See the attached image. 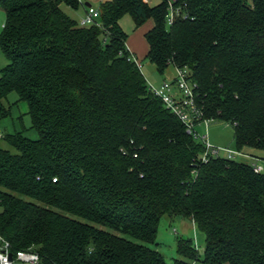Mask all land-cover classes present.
<instances>
[{
  "label": "trees",
  "instance_id": "trees-1",
  "mask_svg": "<svg viewBox=\"0 0 264 264\" xmlns=\"http://www.w3.org/2000/svg\"><path fill=\"white\" fill-rule=\"evenodd\" d=\"M108 0L97 24L60 4L0 0V119L14 92L38 133L1 135L0 238L39 264H167L160 218L182 216L204 234L176 237L173 264H264V172L211 157L148 89L119 20H147L146 58L163 73L187 67L204 116L230 123L235 148L264 159V0ZM136 155V156H134Z\"/></svg>",
  "mask_w": 264,
  "mask_h": 264
},
{
  "label": "rangeland",
  "instance_id": "rangeland-1",
  "mask_svg": "<svg viewBox=\"0 0 264 264\" xmlns=\"http://www.w3.org/2000/svg\"><path fill=\"white\" fill-rule=\"evenodd\" d=\"M81 5L77 9H73L65 4H60L62 11L67 14L72 19L79 21L85 15V3H90V7L93 9H98L100 4L108 0H80ZM158 0H150V4L157 3ZM5 13L0 10V32L2 24H4ZM119 23L127 35L132 33H137L140 37L143 36V30L149 25V21H145L139 26H135L133 17L129 13H125L119 20ZM8 63V60L4 56L3 52L0 50V69L3 68ZM140 69L143 73L146 82L148 84H153L158 86L167 76V73H175V68L173 65H169L165 72L159 73L155 66L147 59L143 58L140 60ZM6 106L10 107V114L6 117L0 119V129L2 135L11 134L14 131H22L23 135L30 138L36 139L38 133L35 128L32 127L30 122V117L27 114V104L25 101H19L16 93L12 92L7 96L4 102ZM196 131L199 135H207V140L215 146L235 148L234 141V129L233 126L225 121L219 119H212L205 124L196 125ZM198 140L201 141L200 137ZM0 147L9 148L3 138H0ZM255 154H261V152H255ZM235 160L244 161L248 163H257L262 167V172H264V160L257 159L251 160L250 158L235 157ZM190 237L192 238L194 245L200 255L202 256L204 250V234L196 228L193 222L185 217L176 216L171 219L167 214H164L159 221L156 242L157 245H149L153 248L159 250L165 258L167 264H173L176 255V237ZM4 249V244L0 239V250ZM26 253L37 254L31 250H24ZM9 252H11L9 250ZM12 253V252H11ZM15 254V253H14Z\"/></svg>",
  "mask_w": 264,
  "mask_h": 264
},
{
  "label": "built area",
  "instance_id": "built-area-1",
  "mask_svg": "<svg viewBox=\"0 0 264 264\" xmlns=\"http://www.w3.org/2000/svg\"><path fill=\"white\" fill-rule=\"evenodd\" d=\"M148 1V0H144ZM176 0H168V14L167 25H170L174 17L181 15L183 18L187 17V14L180 11V8L174 6ZM250 5H253V0H247ZM85 15L78 23L80 25H92L97 24L100 17L99 9H93L90 6H85ZM130 58L135 63L141 66L140 61L130 53ZM148 89L156 97L161 99L164 106L175 114L179 120L185 125L188 133L192 134L195 139L200 141L204 146V151L200 155V161L206 163L211 157H222L227 159H234L237 157L250 158L251 160H257L256 156L252 154L238 150L236 148L220 147L212 145L207 140V135H199L196 131V125L205 124L210 118L204 116L203 111L196 100L195 84L190 79V70L187 67H175V73L172 77L165 78L158 86L148 84ZM2 135L0 129V137ZM136 156V155H134ZM255 172H262V167L257 163H250ZM1 239V238H0ZM4 244V249L0 250V264H39V258L37 254H28L23 250H18L15 254L9 252V244L5 240L1 239ZM11 253V257L9 256Z\"/></svg>",
  "mask_w": 264,
  "mask_h": 264
},
{
  "label": "crops",
  "instance_id": "crops-1",
  "mask_svg": "<svg viewBox=\"0 0 264 264\" xmlns=\"http://www.w3.org/2000/svg\"><path fill=\"white\" fill-rule=\"evenodd\" d=\"M0 10H2V9L0 8ZM148 21L150 23L146 27V30H143V36L142 37H140V35H138L137 33H132L131 35L127 36V39L125 42L126 47L129 50V52L132 53L139 61L143 60V58H146V54H147V50H148V44H147L145 37H144L145 32L152 26V21L151 20H148ZM2 27H3V24H2ZM173 75H174V73H170V72L166 74V76L169 78L172 77ZM256 155H257L258 159L264 160L260 157V156H262V154H259V155L256 154ZM225 264H227V263H225Z\"/></svg>",
  "mask_w": 264,
  "mask_h": 264
},
{
  "label": "water",
  "instance_id": "water-1",
  "mask_svg": "<svg viewBox=\"0 0 264 264\" xmlns=\"http://www.w3.org/2000/svg\"><path fill=\"white\" fill-rule=\"evenodd\" d=\"M86 4V6H90V3H85ZM9 256L11 257V253H9Z\"/></svg>",
  "mask_w": 264,
  "mask_h": 264
}]
</instances>
